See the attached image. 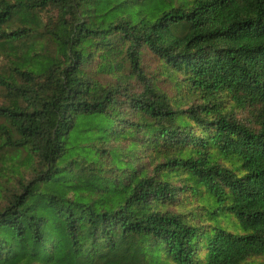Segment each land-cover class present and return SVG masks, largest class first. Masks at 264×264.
Masks as SVG:
<instances>
[{
    "label": "trees",
    "instance_id": "trees-1",
    "mask_svg": "<svg viewBox=\"0 0 264 264\" xmlns=\"http://www.w3.org/2000/svg\"><path fill=\"white\" fill-rule=\"evenodd\" d=\"M0 47V264L264 256V0H0Z\"/></svg>",
    "mask_w": 264,
    "mask_h": 264
},
{
    "label": "rangeland",
    "instance_id": "rangeland-1",
    "mask_svg": "<svg viewBox=\"0 0 264 264\" xmlns=\"http://www.w3.org/2000/svg\"><path fill=\"white\" fill-rule=\"evenodd\" d=\"M54 16V12L51 11L37 12L36 16L33 18L44 22L43 20H46L49 17L54 18ZM28 18H30V16ZM22 24H25L23 19L21 20L20 18H18L15 20L16 26L19 25L20 27H22ZM17 43H21L19 45L23 47L25 46V44L32 43L31 45H37V48L42 47L43 44H47L48 46L52 45V41L50 37H48V32L44 29H41V31H39L38 33L34 32L29 36L21 38V40ZM14 57L15 53L10 51L9 49L5 51L0 47V71H8V65ZM142 67L144 72L146 73V76L149 77L160 90L164 91L173 100L179 98L181 91L177 90V87L174 84V80L166 72L162 61L147 49H143ZM7 101L8 100L5 92L0 89V103L3 104ZM238 116L242 119H249V115H247L244 111H239ZM0 122L3 121L0 119ZM5 150L6 149L0 144V179H4L10 174L7 169L1 167V165L3 164V160L9 154L8 151L4 152ZM10 181H12V179ZM194 205L195 203L189 205V207H187L185 210H194ZM247 264H264V256L250 259Z\"/></svg>",
    "mask_w": 264,
    "mask_h": 264
}]
</instances>
